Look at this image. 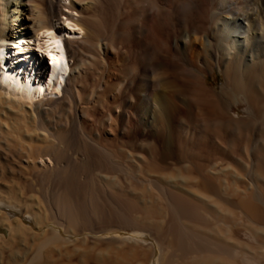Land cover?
Returning a JSON list of instances; mask_svg holds the SVG:
<instances>
[{
  "label": "bare ground",
  "instance_id": "6f19581e",
  "mask_svg": "<svg viewBox=\"0 0 264 264\" xmlns=\"http://www.w3.org/2000/svg\"><path fill=\"white\" fill-rule=\"evenodd\" d=\"M34 1L0 0V101L8 102L11 106L19 104L28 110L30 109L34 115L37 113L35 121L31 119L34 121L33 125L30 124L31 120L29 123H23L27 116L25 113L21 114L22 120H18L24 124L25 132H21L22 129L16 130L11 126L13 130L9 131L10 134L21 135V138L16 137L21 141L19 147L24 159L20 173L25 176H22L25 182L20 178L9 176L6 177V181H10L12 184H22L25 191L28 188L32 192L37 185L48 184V187H51L49 190L51 195L50 198H47V203L51 205L49 211L53 216L50 218V222L46 221V226L41 229L40 227L37 228L36 224L42 223V216L30 213L23 215L20 205L8 199L7 196H11L13 190L7 188V191H3L5 195L0 193V241H3L2 243L6 237H9L10 233H15L17 228L26 227L17 219H12L15 217L33 227L36 232H39L40 237H45L44 244L58 241L63 237L83 239L86 235V224L88 223L86 221L89 215L87 208L90 204L86 205V208L83 202V190L75 191L68 186V183L70 179L88 176L98 168L93 165L88 170L83 169L84 167H81L82 164L80 165L77 155L83 151L93 157L102 156L104 165L99 167V171L106 172L108 175L114 174L115 170L118 169V165L114 163L116 141L104 138L103 134L97 130L94 133L87 132L84 127L88 123L85 114L75 112L71 128L63 137L55 125L48 123L43 118V114H38L45 109L44 104L60 100L61 95L63 98L65 94H68L69 97L76 100L78 90L76 89L75 93L73 76L79 68L78 64L73 63L74 59H71V53L72 58H76L77 51L75 50L83 40H94L99 45L101 43L100 35L104 32L99 35L93 24L90 23V17L87 18L78 14L79 12L72 5L71 0H47L48 12H45V8L43 10L38 4L33 3ZM93 1L96 0H87L86 3H93ZM136 3L139 4V8L131 21L132 33L136 43V47H133V51H135V63L133 65L136 67L144 66V70L139 81H131L129 86H132V91L124 102L125 104H134L133 107L135 108L138 107V114L141 110L147 112L146 108L149 107L148 112L151 113V119L155 124H160L161 129L165 132L175 127L177 134L176 142L170 143L168 141L162 147L156 143L143 142L140 147L138 146L141 152L137 154L139 156L145 155L150 147L155 153L158 152V155L172 150L176 156L173 168L169 166L167 160H164V157H160L155 163L153 171L158 169L159 171H167L168 173H166L172 178L175 176V171L172 172L171 170L182 171L185 169L184 185L170 182L171 184L169 183L170 186H168L167 182L157 178L153 182L150 180V184L152 183L155 187L156 192H158L156 195L164 201L166 207L169 206L172 211L174 209V214L176 213L177 217L184 222H186L187 217L182 210L181 201L188 206L191 204V207L195 206L198 210L201 209L209 213L214 211L212 209L214 206L236 207L235 203L224 196L221 180L219 181L220 178L216 179L215 176L220 174L222 178H229L228 170H231V166H236L238 171L244 170L240 164L242 161L240 157H236V154L232 156V153L234 155L237 150V146L235 145V151L229 149L233 141L238 144L240 141L245 142L246 138L245 136L243 140V132L246 130L238 127L236 122H233L232 116L229 115L232 100L238 98L245 100L248 104V110L252 113L251 120L259 125L260 132L264 130V29L262 23L260 24L257 19L258 11L261 14L264 13V0H136ZM168 16L172 17L174 30L183 35L181 38H177L174 42V49L167 52L164 62L161 64L157 63L154 57L150 58V49L154 46V41H150L148 32L152 28L153 31L164 28L163 24L157 21L158 19L164 20ZM75 35L78 37H74ZM183 40L185 44L190 45L188 49L185 48L186 46H181ZM196 42L200 44V47L196 46ZM211 55H215L216 63L224 68H222L224 82L220 89L207 85V72L211 67L207 63H212L211 58L213 57ZM132 68L135 69V67ZM173 77L175 79H172ZM186 94H190V97L193 98L199 109L198 113L208 111L207 115H204L205 117L201 115L204 118L195 115L192 110H189V107L179 102L180 96ZM87 100H89L88 97ZM200 105L205 107L200 109ZM152 112L155 114L153 115ZM174 113L179 114L176 123L171 120ZM131 115L127 112L122 115L123 131L130 123ZM10 117L3 120L5 127L11 124V122L9 123ZM13 120L15 119L13 118ZM3 124H0V128ZM5 132L7 133L8 130ZM250 132L257 137L254 130ZM4 133L2 134L4 135ZM78 139L82 141L83 146L81 147L83 148L81 151L75 148V155H69L71 142ZM15 144L17 146L18 143ZM76 144L75 146H77ZM78 145L80 144L78 143ZM12 146L14 148V145ZM183 146L191 151L201 152L204 150L208 156H218L217 159L224 166L216 169L215 162L212 164L211 161H208L207 164H201L200 167L193 165L187 168V164L185 165L180 157ZM258 146L259 142L256 141L253 152L258 151L255 150ZM18 150L15 153H18ZM11 151L10 149L9 152ZM9 152L7 153L9 154ZM192 154L194 156V153ZM16 156H13V160ZM12 168L10 167L11 172L13 171ZM257 169L259 168L257 167ZM21 174L19 175L21 176ZM48 189L46 190L48 191ZM176 198L180 200L177 202ZM257 198L259 197L253 195L249 200L241 202L253 212H259L261 206L264 205H259L260 202ZM3 210L10 216L2 212ZM71 225H74L72 226L75 227L73 228L74 231L79 232L80 235H73L74 231L70 233L72 235L69 234ZM4 226H8L9 229ZM94 235L96 238L101 237L99 234L97 236L94 233ZM159 249L161 251V247ZM198 249L200 248H195V254L209 251L229 258V252L226 250L217 252L209 248ZM159 262L158 260L157 264Z\"/></svg>",
  "mask_w": 264,
  "mask_h": 264
},
{
  "label": "rangeland",
  "instance_id": "374dc122",
  "mask_svg": "<svg viewBox=\"0 0 264 264\" xmlns=\"http://www.w3.org/2000/svg\"><path fill=\"white\" fill-rule=\"evenodd\" d=\"M86 2L87 0H71L72 5L79 12H77L78 14H82V16L87 18L90 17L89 21L99 35L104 32L100 35V47L94 40H83L82 43H79L80 46L77 49L74 47V50L76 49L75 51H77V56L72 58L73 55L71 53V59H74L73 63L78 64L79 68L78 72L73 76L75 93L78 90L76 100L64 93V97L62 98L61 95L60 100L44 104L45 109L38 114H43V118L48 123L55 125L58 131H61L62 137L71 128L75 112L85 114L88 123L84 127L87 132L94 133L97 130L103 134L104 138L116 141L114 146V160L116 162L114 161V163L118 165V169L117 171L115 170L114 174L109 175L106 172H100L99 167L104 165V158L100 155L94 157L87 155L81 151L83 148L81 147L83 146L82 141L80 139L75 140L76 142L73 140L70 144L69 155L74 156L76 149H80L81 152H79L81 154H78L77 158H79L80 165L82 164L81 167L88 170L94 165L98 168V170L90 173V176L74 177L68 183V186L75 191L83 190V202L86 208L90 204L89 208H87L89 215L86 221V223L88 222L85 231L86 237L84 236L83 239L63 237L59 239L61 241L55 240L52 243L44 244L45 237H40L39 232H36L33 227L24 223L20 218L11 217L12 219H17L26 227H19L15 233H10L9 237L5 238L4 243L0 241V264H157L158 260L160 261L158 264H264V225H262L264 224V206H261L259 212H253L241 202L249 200L254 195L259 197L257 198L260 202L259 205H264V167H262L264 166V130L260 132L259 125L251 120L252 113L248 110L247 102L241 98L234 99L231 101L229 108V115L232 116L233 122H236L235 124L241 129L246 130L243 132V140L246 136L245 142L240 141L235 144L233 141L229 146L230 151H235L237 146V150L234 155L232 153V156L236 154V157H240L242 160L240 164L244 170L238 171L236 166H231V170H228L230 173L229 178H222L220 174L215 176L216 179L220 178L219 181L221 180L224 196L235 203L236 207L214 206L212 208L214 211L209 213L201 209L198 210L195 206L191 207V204L188 206L181 201L182 210L187 217L186 222H184V220L177 217L176 213L174 214V209L172 211V208L166 207L164 201L156 195L158 192H156L155 187L152 183L150 184V180L153 182L157 178L162 179L165 183L167 182L168 186H170V182L184 185L183 176L185 169L182 171L171 170L172 172L175 171V176L172 178L167 174V171H159V169L153 171L155 169L154 165L160 157H164V160H167L169 166L173 168V163L176 159L173 151L168 150L164 154L158 155V152L155 153L150 147V150L145 155L139 156L137 154L141 152L139 147L143 142L156 143L159 147H162L168 141L170 143L176 142L175 127L165 132L161 129L160 124H155L151 119L152 116L148 112V106L146 108L147 112L141 110L138 114V107L135 108L133 107L134 104H125L124 102L132 91V86H129L131 81H139L144 70V66L136 67L133 65L135 63L133 47L136 43L132 33L131 21L139 8V4L136 3V0H96L93 3ZM33 3L38 4L43 10L45 8V12H48L47 0H35ZM257 15L259 20L257 21L260 24L262 23L261 25L264 29V13L261 14L258 11ZM171 18L168 16L164 20H156L158 23L163 24L164 28L154 29L155 31L152 28L149 31L150 33L148 32V38L150 41H154V46L150 49V58L154 57L157 63L163 64L167 52L174 49V42L183 35L174 30L175 27ZM74 37L78 36L75 35ZM181 46H186L185 48L188 49L190 45L185 44L183 40L181 41ZM196 46L200 47V44L196 42ZM212 57V63H207L210 64L209 67L211 66L207 72V85L220 89L224 82V68L222 67V69L219 63H216L215 55ZM154 58L153 61H155ZM132 67H135V69ZM172 79L175 78L173 77ZM79 93L80 95H78ZM190 96V94L181 95L179 102L189 107V110H192L195 115L197 114L200 118H204L208 111H203L205 114L203 112L198 113L199 109ZM87 97L89 100H87ZM0 105V124L2 125L3 120L11 116L9 121L11 124L7 127L3 124L5 128L3 129V126L0 128V193L3 194V191H7V188L12 189V195L7 196L8 199L20 205L23 215L30 213L42 216V223L39 222L40 225L36 224V227L41 229L46 226L47 220V222H50L49 220L53 216L49 211L51 205L47 203V198H50L51 195V191H49L51 187H48L46 183L40 184L32 192L28 188L25 191L22 184H12L10 181H6V177L9 176L20 178L25 182L23 178L25 176L20 173L22 160L24 159L19 147L21 141L20 139L18 140L21 135L10 134L11 126L16 128V130L22 129L23 131L21 132H25L23 123H29L31 119L35 121L37 113L34 115V112H30V109L28 110V108L19 104L11 106L8 102L0 101ZM204 107L200 105L199 108L203 109ZM125 112L129 115L132 114L130 123L126 126V132L123 131L122 122V115ZM22 113L27 116L26 121L23 123L22 121L20 122ZM152 114L154 115L155 113L152 112ZM178 119V113H174L171 116L173 123H176ZM34 121L31 120L30 124L33 125ZM7 130L8 132H5V135L4 131ZM251 130L257 133V137L250 132ZM11 139L15 142L13 143ZM233 139L236 140V138ZM256 141L259 142V146L255 149L258 151L253 152V146ZM15 143H18L17 146H15ZM9 144L11 146L8 147ZM12 145H14V148ZM10 149L12 153L9 152ZM17 150L18 153H15ZM181 150L180 157L184 161L183 163L187 164V168L193 165L200 167L201 164H207L208 161H211L212 164L215 162L216 169L224 166L217 159V155V157L208 156L204 150L201 152L197 150L191 151L185 146ZM192 153H194V156ZM14 155H17L15 160H13ZM10 167H13L12 172ZM179 200L176 198L177 202ZM2 212L10 216L6 211L3 210ZM46 216H48L47 219ZM181 224L182 226H180ZM72 226L74 225L70 226L71 232L69 231V234L75 230L73 229L75 227ZM4 227L9 229L8 226ZM94 233L97 236L99 234L101 237L96 238ZM69 234L67 232V235ZM74 234L80 235L76 231H74ZM156 247H161V251ZM195 248H200L198 250L209 248L217 252L226 250L229 252V258L209 251L195 254Z\"/></svg>",
  "mask_w": 264,
  "mask_h": 264
}]
</instances>
